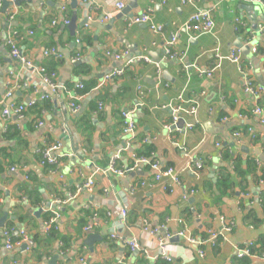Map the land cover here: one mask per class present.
<instances>
[{
	"label": "crops",
	"instance_id": "0c3cea01",
	"mask_svg": "<svg viewBox=\"0 0 264 264\" xmlns=\"http://www.w3.org/2000/svg\"><path fill=\"white\" fill-rule=\"evenodd\" d=\"M13 1H19V6L3 11L0 0L1 39L11 32L24 58L35 67L54 69L58 90L21 119L11 115L4 121L0 112V218L7 214L0 228V264H264L261 255L235 257L236 247L252 242L258 249L264 244V212L259 203L264 183L258 182L264 175V125L252 114L256 105L264 109V36L253 33L254 28H264V0H197L192 4L137 0L136 7L123 15L114 7L115 1L122 0H95L91 13H85L81 0H75V6L72 0ZM12 8L15 26L5 22ZM199 9L211 13L213 30L202 35L184 31V24ZM141 14L163 27L161 35L146 25H128ZM73 15L77 20L74 36L69 24H63ZM86 17L90 20L82 24ZM235 18L242 23L238 31ZM173 36L177 37L174 51L183 55L181 61L164 59L165 43ZM50 47L60 59L44 56ZM236 49L241 65L262 89L258 100L243 92L242 76L227 58ZM76 53L80 60L72 63ZM121 69V77L104 82L105 76ZM209 71L211 77L205 75ZM17 73L18 63L1 44L0 101L4 106L33 99L27 87L7 97V84ZM19 81L39 82V76L34 70L20 73ZM78 84L92 90L81 97ZM179 96L185 103L178 102ZM71 102L78 103L77 113L71 112ZM176 106L182 107L177 112L178 125L167 130ZM132 109L137 128L134 138L123 134L120 116ZM188 124L193 125L191 130ZM144 140L154 148L152 158L161 168L179 173L181 187L164 191L153 182L154 171L147 166L124 176L108 170L116 156L118 168L132 167ZM54 142L61 144L57 156H69L56 174L39 164L40 149ZM199 161L200 170L195 167ZM88 178L94 181L91 192L83 190ZM189 189L195 194L183 201V190ZM117 206L126 210L125 221L119 218ZM54 212L59 214L52 228L55 238L46 242L49 219L44 217ZM222 220L233 222V230L215 246H202V258L197 246L176 236L186 231L203 240L208 229H221ZM143 221L157 230L154 236L142 231ZM89 224L91 230L86 232ZM8 226L15 236L20 230L27 233L34 249L6 250L1 232ZM167 235L171 236L168 240ZM89 236H98L91 247L84 245ZM131 239L140 244L138 251L128 248ZM159 239L165 241L170 262L156 260Z\"/></svg>",
	"mask_w": 264,
	"mask_h": 264
},
{
	"label": "built area",
	"instance_id": "2783aa9c",
	"mask_svg": "<svg viewBox=\"0 0 264 264\" xmlns=\"http://www.w3.org/2000/svg\"><path fill=\"white\" fill-rule=\"evenodd\" d=\"M12 5L15 3L13 0H9ZM82 1V7L85 9L86 12H92L94 10V7H91L95 0H81ZM105 1H111V0H105ZM197 0H182V3H194ZM256 3H261V0H252ZM128 0H122V1H115L114 7L118 12H121L124 10ZM16 13L15 8H12L11 11L7 14L6 23L10 24L13 19L14 15ZM104 18L106 19L107 16L105 15ZM90 20V18L86 17V21ZM56 20L54 19L52 24L56 25ZM63 24L68 25L69 19L65 18L63 20ZM142 24L146 25L149 30L155 34V35H161L163 31V27L161 25H156L151 20L150 16L148 14H141L139 16H136L129 21V24ZM235 30L238 31L240 27L242 26V23L238 18H235ZM214 28V21L212 19V15L209 11L206 10H197L191 17L188 19V21L184 24L183 29L184 31L188 33H192L195 35H202L210 33ZM261 35L264 36V28H260L258 31ZM1 41L3 42V45H5L9 49V55L11 59L16 61L20 68V73L24 74H30L33 70L38 74L39 76V82H21L19 81V75L20 73L14 74V79L11 80L10 83L7 84V87H9V90L7 92V97L11 96V93L15 89H21L24 87L30 88V91L32 92L33 99L27 101L26 103L22 104H8L4 106L3 101H0V112L4 119V121L8 120V118L13 115L17 119H21L26 111L31 110L35 105L38 103H44L45 101H48L51 99V95H53L58 90V85L56 84V71H49L46 67L39 66L35 67L32 61L24 58L21 53L19 52V49L16 45V40L14 38V35L9 32L4 37V39H1L0 37V45ZM177 37L173 36L169 41L165 43L164 47V59L168 61H181L183 55H179L177 52L174 51V46L176 44ZM79 43V41H76ZM252 52H256L255 48L252 49ZM127 52H123V55H126ZM44 56H54L58 59L61 58L60 54L56 51L54 47H50L44 51ZM106 56H109L108 53H106ZM116 59L120 58V55H115ZM232 63L236 65L237 71L242 76L243 80V92L249 96L252 100H258L262 98V89L254 85L252 78L250 76V70L245 69L241 63H240V51L238 49L232 50L229 56L227 57ZM80 60L79 53H76L74 57H72L71 62L76 63ZM142 60L147 61V58H143ZM123 74V69L121 70H114L109 75L105 76L104 82L108 81L110 79L119 78ZM205 75L208 77L212 76V71L205 72ZM83 85L78 84L76 85L77 89L83 90ZM48 89L49 92H46L43 89ZM140 90V89H139ZM80 100V99H78ZM178 102L185 103L183 98L179 96L177 98ZM70 110L72 113H77L79 110V105L76 102H71L69 104ZM102 107L101 104H99V109ZM173 109V115L171 118V122L166 125V129L170 130L172 127L176 126L177 122L179 121V118L177 116V112H180L182 110L181 106L172 107ZM189 111V110H188ZM190 112L194 113L195 108L190 107ZM252 114L256 116L259 120V123L261 125H264V109L261 108L259 105H256L254 109L252 110ZM122 122H123V128L122 132L124 135H128L131 138H134L136 133V123L134 121V110H125L120 113ZM41 125V123H39ZM5 126V125H4ZM193 127L192 124L187 125V130H191ZM6 128L4 127V130ZM235 138H240L239 133L234 134ZM252 139H254V136H252ZM146 141L144 140L143 143ZM61 144L59 142H54L51 144H45L39 151L40 155V161L39 164L42 167H49L51 168L50 172L52 174H56L62 165V161L64 158L69 157L65 155H59L57 156L55 153L60 152ZM186 156H188L185 153ZM134 164L132 167L127 169H120L117 167V161L118 156L113 157L110 160V163L108 165V170L112 173H114L117 176H124L128 172L134 171L137 167H149L150 170L154 171L153 176V182L156 184H161L162 189L164 191L173 192L175 188L181 187L182 181L180 178L179 173L174 170L171 167L168 168H161L159 166V163L155 160L149 159L145 156H138L135 154L134 156ZM195 167L200 170L202 167V162H196ZM77 173L80 174V171L77 170ZM28 178V176H26ZM263 183V182H261ZM144 183H142V186ZM94 189V181L92 178L86 179V181L83 183V190L86 192H91ZM133 190V189H132ZM132 190L130 191V194H132ZM195 194V191L192 189L189 190H183L181 199L183 201H186L189 197ZM73 196L70 195L67 199L70 200ZM66 201V202H67ZM65 203V202H64ZM117 213L119 218L122 221H125L126 219V210L124 208H120L117 206ZM59 218V214L57 212H54L51 217L49 218L48 222L46 223V229L47 231L51 230L55 227L56 220ZM221 229L219 231L208 229L207 230V237L203 240H196L192 235L187 233L186 231H179L176 236L179 238H183L187 243L190 245L197 246L199 249L197 250V254L200 258L203 257V251L201 249L204 245H211L215 246L219 240H226V236L228 233H230L233 228L234 224L233 222L221 221ZM84 230L86 232L91 230V224L87 225ZM142 231L148 235H155L157 233L156 229H151L150 224L147 221H143L142 225ZM12 229H4L1 232V236L4 241V248L8 251L13 249L14 247H21L22 245H26V250H30L33 247V240L31 237L25 233L23 230L18 231L17 235L12 234ZM171 236L167 235L165 239H170ZM127 246L130 248L131 251H138L140 249V244L136 239H131L127 241ZM158 255L156 260H163L165 262H170L171 258L167 256L166 249H165V241L162 239L158 240ZM255 245L251 242L246 244L243 247H236L235 248V257L238 259L248 258V257H257L254 253H252L253 248ZM262 259H264V255L261 256Z\"/></svg>",
	"mask_w": 264,
	"mask_h": 264
},
{
	"label": "water",
	"instance_id": "95a60500",
	"mask_svg": "<svg viewBox=\"0 0 264 264\" xmlns=\"http://www.w3.org/2000/svg\"><path fill=\"white\" fill-rule=\"evenodd\" d=\"M2 3H3V11H4L8 6H12V3L8 2L7 0H2ZM13 5H15V6H19V1H16L15 3H13ZM136 5H137V0H129L128 6H127L124 10H122V12H121L122 15H123V14H127L128 11H129L130 9L135 8ZM72 6H75V0H72ZM86 23H87V21L84 20L82 24H86ZM10 25H11V26H15L16 23H11ZM6 26H8V25L6 24ZM67 28L71 31V34L74 36V34H75V30H76V28H77V20H76V16H75V15H73V17H72L71 21L69 22V25L67 26ZM253 33H255V34L258 33L257 28H254ZM258 34H259V33H258ZM252 44H254V41H252L251 46H252ZM249 50H250V48L247 47L246 50H245V52L247 53ZM158 62H159V61H158ZM177 125H178V124H177ZM40 212H41V209H40L35 215H38ZM6 216H7V214H6V212H4V213H3V216L0 218V228H3V226H4V222H5V220H6ZM97 239H98V236H89V237L87 238V240L84 241V245L91 247V245H92V241H95V240H97ZM26 248H27L26 245H22V246H21V249L24 250V251L26 250ZM56 259H57V257L55 256V257L52 259L51 262L53 263L54 260H56Z\"/></svg>",
	"mask_w": 264,
	"mask_h": 264
},
{
	"label": "trees",
	"instance_id": "16d2710c",
	"mask_svg": "<svg viewBox=\"0 0 264 264\" xmlns=\"http://www.w3.org/2000/svg\"><path fill=\"white\" fill-rule=\"evenodd\" d=\"M7 19V18H6ZM6 19H5V22H6ZM1 44L3 45V42L1 41ZM48 69V68H47ZM49 71H55L54 69H48ZM90 90H92V87L91 86H86V85H84V87H83V90H81V92H80V95L79 96H84V95H86V94H88L89 92H90ZM153 152H154V148L151 146V145H148V144H146V143H144V145H142L140 148H138L137 150H136V154L138 155V156H145V157H147V158H149V159H152V160H154L153 158H152V154H153ZM261 180V182H263L264 183V175H262L260 178H259V180H258V182ZM222 184H225V181L223 180L222 181ZM261 197H260V207L262 208V211L264 212V190L261 192V195H260ZM49 217H51L49 214H47V215H45V217H44V219L47 221L48 219H49ZM11 228V226H8V228L7 229H10ZM48 236H49V238L48 239H46L45 241L47 242V241H50V240H52V239H54L55 238V236H54V232H53V230L51 229V230H49V233H48ZM13 238H14V235H13ZM35 242V241H34ZM64 243H65V241H64ZM35 244V243H34ZM66 244V243H65ZM64 244V245H65ZM255 245V244H254ZM36 245H34L33 247H32V249H34V247H35ZM256 247V246H255ZM255 247L253 248V250H252V253H254L255 255H264V244L263 243H261V247L260 248H256L255 249ZM65 248V247H64Z\"/></svg>",
	"mask_w": 264,
	"mask_h": 264
}]
</instances>
